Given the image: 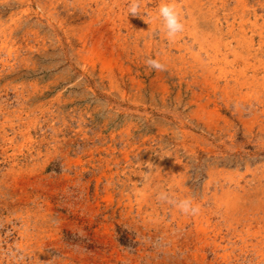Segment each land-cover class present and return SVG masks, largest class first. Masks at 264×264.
<instances>
[{
  "label": "rangeland",
  "instance_id": "rangeland-1",
  "mask_svg": "<svg viewBox=\"0 0 264 264\" xmlns=\"http://www.w3.org/2000/svg\"><path fill=\"white\" fill-rule=\"evenodd\" d=\"M154 1L132 16L131 0H0V264H181L158 193L259 205L264 0H245L253 49L207 42L236 0H174V40L158 15L173 0ZM221 229L230 264H258Z\"/></svg>",
  "mask_w": 264,
  "mask_h": 264
},
{
  "label": "bare ground",
  "instance_id": "bare-ground-1",
  "mask_svg": "<svg viewBox=\"0 0 264 264\" xmlns=\"http://www.w3.org/2000/svg\"><path fill=\"white\" fill-rule=\"evenodd\" d=\"M168 1V0H167ZM228 0H220L222 6H226ZM156 2V0L154 1ZM237 4L232 8L231 12L225 15L226 20V37H213L207 42L214 49H228L231 41L228 39L223 41V38H230L232 41H237V48L253 49L254 45L252 40L246 41L244 36L247 34L249 27L256 26V23L249 22L250 18L246 15L247 4L245 0H236ZM157 3V2H156ZM176 3V2H175ZM193 3L194 8L199 6V1ZM105 5V4H104ZM177 5V4H176ZM157 8V7H156ZM185 8V7H184ZM192 8V7H191ZM158 9V8H157ZM108 11V10H107ZM190 11V10H189ZM192 11H190L191 13ZM153 16V15H152ZM191 17V16H190ZM110 18V17H109ZM232 19V21H231ZM189 23V22H188ZM250 23V24H249ZM192 25V24H191ZM255 28V27H254ZM204 29V28H203ZM220 29V28H219ZM199 30V29H198ZM186 32V31H185ZM201 32V31H200ZM206 34V32H204ZM263 31L258 32L260 49L264 45V35ZM199 34V33H198ZM4 39V38H3ZM10 40V39H9ZM206 45V44H205ZM253 47V48H252ZM242 50V49H241ZM264 51V50H263ZM58 55V54H57ZM210 55V54H209ZM224 55V54H223ZM211 56V55H210ZM220 56V55H219ZM233 56V55H232ZM240 56V55H239ZM207 57V56H206ZM242 58V57H241ZM197 62V61H196ZM247 63V62H246ZM244 64V63H243ZM250 65V64H249ZM264 67V66H263ZM254 68V67H253ZM245 69V68H244ZM255 69V68H254ZM253 69V70H254ZM218 70V69H217ZM242 78V77H239ZM253 79V78H252ZM50 80V79H49ZM246 80V79H245ZM247 81V80H246ZM222 82V81H221ZM235 83V82H234ZM249 84V83H248ZM250 85V84H249ZM17 86V85H16ZM29 86V85H28ZM20 87V86H17ZM242 87V86H241ZM244 88V87H243ZM21 89V87H20ZM24 89V88H23ZM34 90V89H33ZM40 90V89H39ZM232 90V89H231ZM22 91V89H21ZM36 92V90H35ZM38 92V91H37ZM36 92V93H37ZM19 93V92H18ZM24 93V92H23ZM20 94V93H19ZM18 94V95H19ZM32 94V93H31ZM28 95V94H27ZM7 96V95H6ZM31 98V96H30ZM198 100V99H197ZM6 103V102H5ZM8 103V102H7ZM38 108V107H37ZM40 110V109H39ZM1 112V111H0ZM12 112V111H11ZM27 116V115H26ZM218 120V118H217ZM5 127V126H4ZM11 128V127H10ZM3 133V132H2ZM27 132L23 135L27 136ZM162 134V133H161ZM106 141V140H105ZM6 143V142H5ZM7 150L4 149L3 153ZM6 156V154L4 155ZM105 156V155H104ZM10 157V156H9ZM26 159V158H25ZM2 161V160H1ZM77 164V163H75ZM127 166V165H126ZM21 168V167H20ZM39 168V167H38ZM40 170V169H39ZM179 171V170H178ZM12 172V171H11ZM32 172V171H31ZM20 173V172H19ZM88 173V172H87ZM8 174V173H7ZM9 175V174H8ZM25 175V174H24ZM27 175V174H26ZM29 176V175H28ZM8 177V176H7ZM6 177V178H7ZM10 177V176H9ZM27 177V176H26ZM31 177V176H30ZM179 177V176H178ZM12 178V177H11ZM16 178V177H14ZM13 179V178H12ZM7 180V179H6ZM9 180V179H8ZM15 181V180H13ZM17 182V181H16ZM15 182V183H16ZM19 182V181H18ZM111 182V181H110ZM20 183V182H19ZM149 183V182H148ZM18 184V183H17ZM119 184V183H118ZM185 185V184H184ZM20 186V185H19ZM247 186V185H246ZM240 187V186H239ZM181 188V187H180ZM183 188V187H182ZM248 189V188H247ZM188 190V189H187ZM245 190V189H244ZM243 190V191H244ZM191 191V190H188ZM227 191V190H226ZM170 192V191H169ZM18 193V192H17ZM192 193V192H191ZM250 193V192H249ZM242 194V193H241ZM261 194L263 198L260 199L259 205L254 203L247 204L239 200L240 198L237 194L232 196V198H226L220 205H216L213 210L206 209L201 203L193 201L194 205H198L200 212L198 215H185L182 214L177 208L172 207L170 210L171 215L176 219V226L178 233L170 236V241L172 243V250L178 251L182 254L181 264H192L191 258L198 261L200 264H230L229 260L231 255L229 251L226 250V246H221V243L216 239L215 234H220L221 222L223 221L224 226L239 240L240 247L242 250L246 251L251 248V250L257 256L258 264L264 263V188L261 189ZM256 196V195H255ZM21 197V196H20ZM27 197V196H26ZM227 197V196H226ZM177 198V197H176ZM239 198V199H238ZM181 199H185L181 197ZM238 199V200H237ZM248 199V198H246ZM151 200V199H150ZM21 201V200H20ZM258 201V198H257ZM23 202V201H22ZM203 202V201H202ZM48 204V203H47ZM131 207V206H130ZM161 207V206H160ZM214 207V206H213ZM97 208V207H96ZM154 208V206H153ZM157 208V207H156ZM164 208H167L164 206ZM140 210V209H139ZM166 211V210H165ZM138 215V214H137ZM165 216V215H164ZM157 217V216H156ZM178 217V219H177ZM23 222V221H22ZM156 224V226H159ZM170 225V224H169ZM168 226V225H167ZM171 226V225H170ZM169 226V227H170ZM165 227V226H164ZM169 227H165L169 228ZM159 228V227H158ZM161 229V228H160ZM164 230V229H163ZM224 230V229H223ZM163 232V231H162ZM167 232V231H166ZM214 236H212V234ZM228 233V232H227ZM165 234V233H164ZM225 234V233H224ZM223 235V234H221ZM227 235V234H226ZM168 237V236H167ZM231 237V236H230ZM162 238V237H160ZM164 238V237H163ZM218 238V237H217ZM222 238V237H221ZM169 239V237H168ZM38 240V239H37ZM221 241V240H220ZM224 242V241H223ZM164 243V242H163ZM234 243V242H231ZM236 243V242H235ZM162 244V243H161ZM219 247L223 250L220 253ZM207 248L214 255L213 261H207L206 250ZM235 248V247H234ZM233 248V249H234ZM37 249V248H36ZM120 249V248H119ZM240 249V248H239ZM195 250L196 252H194ZM231 250V249H230ZM202 251V253L197 252ZM208 252V251H207ZM229 252V253H228ZM234 252V251H233ZM112 253V252H111ZM241 253V251L239 252ZM243 253V252H242ZM238 255V254H237ZM110 256V255H109ZM175 256V255H174ZM249 256V255H248ZM245 257V256H244ZM246 258V257H245ZM251 258V257H250ZM174 259V258H173ZM235 259V258H234ZM252 259V258H251ZM253 260V259H252ZM195 261V262H196ZM250 261V260H249ZM119 262V261H118ZM179 262V261H178ZM140 264V263H139Z\"/></svg>",
  "mask_w": 264,
  "mask_h": 264
},
{
  "label": "clouds",
  "instance_id": "clouds-1",
  "mask_svg": "<svg viewBox=\"0 0 264 264\" xmlns=\"http://www.w3.org/2000/svg\"><path fill=\"white\" fill-rule=\"evenodd\" d=\"M128 11L132 16H140V0H131ZM158 15L162 19L161 31L169 40H174L178 34L184 31L185 26L181 21L180 14L176 8L174 0L173 2L162 3L158 9ZM145 63L150 69L155 71L166 70L165 65L158 59L149 58L145 61ZM157 200L177 208L185 215L195 216L200 212L199 206L194 205L193 200L190 198L175 199L170 196L168 192L161 191L157 195Z\"/></svg>",
  "mask_w": 264,
  "mask_h": 264
}]
</instances>
